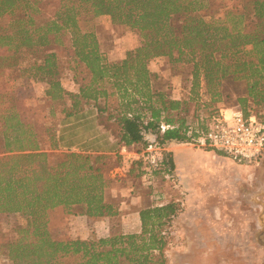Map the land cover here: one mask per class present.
Segmentation results:
<instances>
[{
    "label": "trees",
    "instance_id": "16d2710c",
    "mask_svg": "<svg viewBox=\"0 0 264 264\" xmlns=\"http://www.w3.org/2000/svg\"><path fill=\"white\" fill-rule=\"evenodd\" d=\"M82 17H108L135 32L139 44L110 62L95 31L81 30ZM25 54L36 56L26 69L21 67ZM62 57L71 64L74 92L59 79ZM158 58L192 64L187 101L155 88L158 77L148 66ZM3 68L30 72L28 77L46 89L42 102H18L0 84V214L17 213L27 221L0 253L4 250L12 264H165L171 225L181 211L173 201L142 209L137 233L68 238L76 217L118 216L104 194L112 181L109 172L121 158L59 153L57 130L47 123L63 124L70 113L93 106L114 124L119 145L142 153L151 145L159 150L163 162L153 177L161 178L175 172L166 147L190 143L182 114L200 99L202 82L210 105L196 104L203 115L192 117L193 126L215 116L220 103L264 123V0H0ZM226 81L245 85L236 105L222 100ZM134 166L136 177L143 178V157L129 174Z\"/></svg>",
    "mask_w": 264,
    "mask_h": 264
},
{
    "label": "rangeland",
    "instance_id": "374dc122",
    "mask_svg": "<svg viewBox=\"0 0 264 264\" xmlns=\"http://www.w3.org/2000/svg\"><path fill=\"white\" fill-rule=\"evenodd\" d=\"M224 3L227 4V1ZM235 4H239V1ZM241 12L242 8L240 9ZM80 27L83 31H92V29L96 31L104 52L117 50L126 43L127 46H135L140 41L135 32L124 26L113 25L108 17H82L80 19ZM35 57L25 54L21 67L28 68ZM67 61V58L62 57V70L59 79L66 90H70L72 75L68 67L71 64H68ZM159 65L164 73L163 75L160 74V76L154 74L158 77V80L154 83L156 89L173 98L175 97L173 95L175 87L180 89L183 87L185 90L191 88L192 64L190 62L186 60L178 63L163 62V65L162 63ZM1 73L0 84L7 88L6 92L10 97H14L16 101L42 102L44 100L46 86L43 83L32 81L28 77L30 72L23 75L18 69L9 70L3 68L0 71ZM201 86L199 90L200 99L191 102L188 105L186 114H182V116L187 115L189 123L192 117L197 114L199 116L203 115V113H198L199 110H197L196 104L210 105V96L207 94L203 82ZM221 91L224 93L222 100L227 104L226 106H233L237 104V98L244 97L245 85L243 82L232 83L231 81H226ZM218 106L224 108L221 103ZM249 109H253L251 105ZM57 110L59 111V109ZM48 122L47 124H50V127L55 126L56 130L59 129L57 122ZM108 128L111 130V127L108 126ZM113 129L116 131L115 127ZM75 139H78L77 141L87 149L96 148L102 144L103 140H99V137L91 138L85 134L83 136L77 135ZM65 140H69V138L62 139V141ZM193 148L198 149L197 147ZM134 151L138 154L134 159L130 158L128 160L119 156L121 158L120 166L109 172V177L112 181L108 188H112V186L121 188L129 186L131 191H134V193L131 192L133 195L138 194L137 191H143L141 194L143 198L140 197L139 199H141L140 202L145 208L163 205L172 201L179 204L181 211L171 225L169 245L163 255L165 264H264V248L260 247V245L249 246L247 239L215 237L221 231L231 230L232 232L236 231L235 233L241 231L243 229L241 225L243 221L245 227H247L250 222L246 224V220H251L252 216L257 215L258 209L256 207L255 209L247 207L248 205H245L244 202L248 192L258 190L262 194L264 191L258 189L262 186L259 183L264 182V173H256L261 161L259 164L244 166L248 169V173L237 171L239 165L230 160L228 162L226 158L222 160V163L208 166L206 170H199L198 168L193 170L183 166L178 169V173L175 169L172 175H166L164 178H161V176L153 177L152 180L146 181L136 177L138 173L137 165L134 166L133 173L129 174L132 163L142 159L144 154L140 150L138 152L137 149H134ZM115 161V158L111 161L113 167L118 165ZM126 162H129V164ZM254 173L256 174L254 175ZM258 198L255 199V203H258ZM26 224V218L20 214H0V247L14 242L18 237L16 230L26 226ZM120 225V222H114L110 233L103 234L102 232H96L84 221L74 225L72 230L70 229L68 238L85 240L92 237L100 239L106 236H118L121 234L123 227ZM197 229L211 233L206 234L204 238L187 236V231ZM68 235L66 234V236ZM5 255L6 252L2 250L0 253V264H12Z\"/></svg>",
    "mask_w": 264,
    "mask_h": 264
},
{
    "label": "crops",
    "instance_id": "0c3cea01",
    "mask_svg": "<svg viewBox=\"0 0 264 264\" xmlns=\"http://www.w3.org/2000/svg\"><path fill=\"white\" fill-rule=\"evenodd\" d=\"M95 35L100 45V51L104 54V57L108 61L114 62L124 58L125 52L128 48L127 43L121 45V47L117 50L104 52L96 31ZM163 62L164 61L161 58L153 60L148 66L149 71L152 74H156L158 76H160V74L163 75L164 72L161 71L159 65L161 63L163 65ZM71 85L72 86L70 90H66V88L63 85L62 86L67 92H74L75 89L73 83ZM189 93L190 88L188 90H185L183 87L182 89H180L179 87H175V89H173V95H175V97H173L172 99L178 101H187ZM71 105L72 104L70 102H67L65 104V108L71 109ZM106 125L111 127V130ZM58 127L59 129L57 130V141L59 153L70 151L92 156L119 155L121 157H124V159L127 158L128 160H130V158L134 159L138 155L136 154L134 149L127 148L118 144L116 131L113 129V127H115L114 124L108 122L105 116L100 115L96 108H94L93 106H85L83 110L70 113L67 117L64 118L63 124L60 123ZM83 134L90 136L91 138L99 137V140L103 139L102 144L92 149L85 148L83 144L77 141L78 139H75L77 135L83 136ZM67 138H69V140L62 141V139ZM147 140L153 141V137L148 136ZM166 151L172 153L174 166L177 173L178 169L183 166L188 167L189 169L191 168L193 170L195 168H198L199 170H206L208 166H215L217 163H222L223 159H226L225 157L218 155L217 152L205 151L204 149L201 150L200 148L194 149L189 145H177L171 143L166 147ZM230 161L228 159V162ZM126 163L129 164V162ZM244 166L247 165H239L237 167V171L239 170L240 173H248V169ZM258 172L264 173V155L261 159V163L258 165L256 173L258 174ZM256 173H254V175ZM259 184H262V186L258 189L264 190V182L262 181V183ZM237 186H239V184H237ZM131 192L134 193V191H131V187L129 186H125L123 188L112 186V188L106 189L104 194V201L110 204H116V206L118 207V216L104 218H89L86 216L76 217L72 219L70 223V229L72 230L74 225L85 221L88 223V226L96 230V232H102L104 234L107 232L110 233L114 222H120V226H123L121 234L137 233L140 226L139 213L142 209L145 208V206L143 207V204H141L140 202L141 199H139L140 197L143 198V196H141L143 191H137V196L135 194L133 195ZM248 193L246 194L247 197L244 204L248 205L247 207H250L252 209H255L256 207L258 209L257 215L255 214V217L252 216L251 220H246V224L247 222H250V224H247V227H245L243 221V223L241 224L243 226V229H241V231H238L237 233H235L236 231L232 232L231 230L221 231V233L215 235V237L239 238L241 240L247 239V243L249 246L254 247L255 244H258L260 245V247L264 248V191L262 194L259 193L258 190H253L249 193L250 195ZM257 197H259L258 203H255V199ZM187 232V236L193 238H204L206 237V234L211 233L209 231H203L201 229ZM224 234H226V236H224ZM107 237L108 236L102 238Z\"/></svg>",
    "mask_w": 264,
    "mask_h": 264
},
{
    "label": "built area",
    "instance_id": "2783aa9c",
    "mask_svg": "<svg viewBox=\"0 0 264 264\" xmlns=\"http://www.w3.org/2000/svg\"><path fill=\"white\" fill-rule=\"evenodd\" d=\"M189 125L190 146L221 153L238 165L259 164L264 155V123L255 116L245 117L236 108H219L204 123ZM201 126V127H200ZM169 128L163 126V131ZM163 159L151 145L143 154V180L150 181L161 170Z\"/></svg>",
    "mask_w": 264,
    "mask_h": 264
}]
</instances>
